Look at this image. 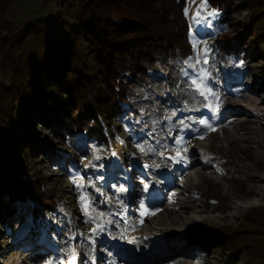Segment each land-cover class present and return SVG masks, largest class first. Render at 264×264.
Listing matches in <instances>:
<instances>
[{"label":"rangeland","instance_id":"374dc122","mask_svg":"<svg viewBox=\"0 0 264 264\" xmlns=\"http://www.w3.org/2000/svg\"><path fill=\"white\" fill-rule=\"evenodd\" d=\"M57 1L13 0L8 18L19 25L47 17ZM201 4L202 0H186L185 6L193 56H199L201 62L186 64L181 58L157 57V76L149 79L148 85L139 81L129 84L132 105L113 123L111 146L83 143L80 139L64 147L50 130L41 126L36 129L38 140L59 151V159L66 153L74 160L69 165L76 167L75 171L61 172L51 158L34 152L28 157L24 171L27 176L47 177L43 188L59 199L58 212L44 221L65 224V228L60 235H52L45 222H41L37 226L39 234L34 230L24 233L28 231V223H33L27 206L22 203L2 206L8 229L0 222V264H35L37 259L42 264H68L73 260L69 249L75 253L74 264H218L224 248L213 245L206 236L224 232L245 214L264 208L262 199L257 206L235 211L228 218L208 214L204 222L175 226L172 232L161 225L158 218L161 213L153 214L175 204L177 197H184L186 186L194 180L195 167L214 164L213 170L218 168L221 173L229 168L220 161L229 159V153H215L208 147L211 136L222 140V130L237 121L236 116L244 117L231 112L226 99L236 100L239 92L252 89L251 97L256 102L264 100V61L260 54L246 48L244 43L235 54L223 53L218 42L221 13L206 3L201 10L202 22L194 23ZM244 17L245 12L233 13L222 33L237 34L234 24ZM204 49L207 53L201 55ZM205 59L207 63L203 62ZM190 68L195 71L192 79L196 73L203 75L200 87L204 96L194 89L192 79L184 75L192 76ZM259 106L264 108V102ZM183 112L188 115L177 118ZM9 129L16 131L14 125ZM140 146L144 151L139 150ZM193 149L199 150L196 155L191 154ZM212 154L216 156L211 159ZM115 155L126 156L128 163L117 180H109L106 165H117ZM180 156L185 159L180 160ZM190 156L200 165L190 164ZM121 188L124 190L120 191ZM82 194L86 197L85 204L81 203ZM217 201L212 198L208 204L215 205ZM166 214L167 210L161 215ZM21 235L25 244L30 240L28 247L18 243ZM74 235H78L75 240ZM188 244L187 252L178 248ZM125 257H131V261Z\"/></svg>","mask_w":264,"mask_h":264},{"label":"trees","instance_id":"16d2710c","mask_svg":"<svg viewBox=\"0 0 264 264\" xmlns=\"http://www.w3.org/2000/svg\"><path fill=\"white\" fill-rule=\"evenodd\" d=\"M12 1L0 0V222L8 229L2 206L22 203L33 222L24 233L39 234L37 226L58 212L59 198L43 188L47 177L24 174L28 157L51 158L61 172L76 167L69 165L71 155L59 159V151L39 141L36 129L50 130L64 147L80 139L111 146L113 123L132 105L129 84L148 85L157 76V57L185 62L193 48L186 0H58L49 16L19 25L8 18ZM205 2L221 13L220 50L235 54L244 43L264 61V0ZM235 12H245L234 24L237 34H223ZM115 158L116 166L106 165L109 180L126 171L128 158ZM44 224L52 235L65 228ZM23 237L18 243L28 247ZM206 239L224 248L218 264H264V208ZM188 246L178 248L187 252Z\"/></svg>","mask_w":264,"mask_h":264},{"label":"bare ground","instance_id":"6f19581e","mask_svg":"<svg viewBox=\"0 0 264 264\" xmlns=\"http://www.w3.org/2000/svg\"><path fill=\"white\" fill-rule=\"evenodd\" d=\"M252 92V89H245L238 93L236 100L226 99L230 111L244 117L236 116L237 121L222 130V140L215 136L209 138L208 147L215 153H229V159L220 160L229 168L221 173L218 168L213 170L216 165L205 167L190 156V164L200 167H195L194 180L186 186L184 197H177V202L162 212H153L157 216L167 210L166 215H158L164 229L172 232L175 226L202 223L208 214L225 219L235 211L257 206L264 199V108L259 106L264 100L256 102L251 97ZM186 115L188 112H183L177 118ZM197 151L193 149L191 154L196 155ZM212 155L210 158H215L216 154ZM212 198L218 200L215 205L208 204ZM125 260L131 261V257ZM34 262L42 264L41 259Z\"/></svg>","mask_w":264,"mask_h":264},{"label":"snow or ice","instance_id":"6c2138e0","mask_svg":"<svg viewBox=\"0 0 264 264\" xmlns=\"http://www.w3.org/2000/svg\"><path fill=\"white\" fill-rule=\"evenodd\" d=\"M204 7H206V3L204 2V0H202L201 8H199V9L197 10V12H196V16L194 17V23H201V22H202V20H201V10H202ZM185 14H186V15L188 14V9H187V8L185 9ZM212 14L215 15V13H212ZM194 47H195V43H194ZM206 53H207V49H204L203 52L201 53V55H206ZM200 62H201V61H200L199 56H190V57H188L187 60L185 61L186 64H193V63L198 64V63H200ZM203 62H204V63H207V60L205 59ZM184 75H188V73H184ZM203 79H204V77H203V75H202L201 73H196V78H193V79L191 80V83H192V85L194 86V89H195L196 91H199V92H200V95H202V96L205 95V92H204V91L201 89V87H200V85H201L202 82H203ZM205 98L207 99V96H206ZM208 106H209V108L212 107L211 104H209ZM201 123L203 124L204 122L201 121ZM139 150H140V151H144L143 146H140V149H139ZM149 150H151V149H149ZM184 151L186 152V148L184 149ZM177 154H178V156H179V152H178ZM170 159H175V158H171V157H170ZM183 159H185V157L180 156V160H183ZM176 162H179V160H177ZM78 187H82V185H78ZM123 190H124L123 188L120 189V191H123ZM145 190H147V185H145ZM81 203H82V204H85V203H86V197H85L83 194L81 195ZM141 206L143 207V204H142ZM85 215H87V210H85ZM143 215H144V213H141V216H143ZM142 222H143V220L141 219V223H142ZM94 231H95V230H94ZM69 251L72 252L73 260H69V261H68V264H74V256H75V253H74V251H73L72 249H69Z\"/></svg>","mask_w":264,"mask_h":264}]
</instances>
